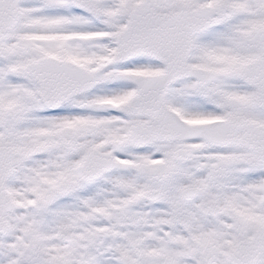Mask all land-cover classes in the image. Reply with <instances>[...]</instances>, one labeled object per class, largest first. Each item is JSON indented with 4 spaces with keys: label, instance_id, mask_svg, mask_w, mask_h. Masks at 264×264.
Here are the masks:
<instances>
[{
    "label": "snow or ice",
    "instance_id": "6c2138e0",
    "mask_svg": "<svg viewBox=\"0 0 264 264\" xmlns=\"http://www.w3.org/2000/svg\"><path fill=\"white\" fill-rule=\"evenodd\" d=\"M0 264H264V0H0Z\"/></svg>",
    "mask_w": 264,
    "mask_h": 264
}]
</instances>
